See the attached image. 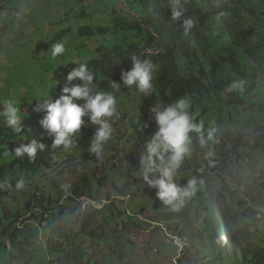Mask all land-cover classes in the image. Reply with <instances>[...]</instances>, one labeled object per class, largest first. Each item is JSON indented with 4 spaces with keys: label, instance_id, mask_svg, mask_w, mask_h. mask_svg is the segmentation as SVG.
Instances as JSON below:
<instances>
[{
    "label": "trees",
    "instance_id": "16d2710c",
    "mask_svg": "<svg viewBox=\"0 0 264 264\" xmlns=\"http://www.w3.org/2000/svg\"><path fill=\"white\" fill-rule=\"evenodd\" d=\"M68 1L82 5L80 18L90 22L79 29L78 39L114 32L119 35L117 45L100 47L96 58L87 63L95 76L97 89L112 91L111 82L122 84L121 72L131 69L133 56L151 60L157 72L155 91L146 96L143 115H151L149 109L157 101L170 103L187 96L191 101L190 112L196 122L203 124L200 134H192V142L196 143L199 138L200 146L208 154L206 167L231 162L235 153L231 151L229 143H233L234 147L238 144L235 131L261 127L260 123L264 122V0H180L182 15L177 19L171 15L172 0ZM188 20L192 21L190 27L185 23ZM69 32V29L59 31L51 44L63 42ZM69 45L73 46L74 51L80 48L76 38ZM78 66L65 64L55 70L47 98L34 102L24 112L27 117L22 122V135L18 136L0 124V264H38L37 248L40 244L48 251L58 248L60 255H63L59 263L70 264L68 246L71 236L63 222H70L73 215L79 212L76 202L86 197V191L76 185L71 188L65 186L67 203L71 206V210L65 212L66 204L55 211L52 198L46 197L44 189L38 185L26 184L25 190L16 189L14 192L3 191L1 185L4 180L10 179L7 175L10 170L47 175L46 170L59 164V159L70 160L81 148L89 147L93 130L88 117L82 118L85 124L77 137L76 147L65 151L62 147H54L53 138L40 125L46 112L37 110L42 108L45 101L55 102L64 88L80 83L78 80H68L69 74ZM233 82L242 83V90L227 91L228 85ZM128 90L122 86L119 93ZM74 102L82 104L81 101ZM151 130L138 125L135 134L137 137H147V132ZM33 139L45 145L35 159L27 155L2 159L5 152L13 153L21 143H29ZM142 141L145 139L142 138ZM262 141L259 139L258 143ZM247 143L243 149L253 151V147ZM261 154H264L263 151ZM105 159L104 154L102 160H97L94 154L83 152V160L87 163H101ZM223 164L214 166L213 170ZM196 178L207 180L205 176L198 175ZM83 180L86 182L87 179ZM106 181L112 190L105 198L111 204L101 211L81 215V229L86 230L100 217L106 220V216L123 215L115 202V194L125 195L126 192L115 183ZM54 184L59 187L56 180ZM9 185L7 183L6 187ZM14 185L15 182L10 186ZM98 185H101V181ZM40 192L42 196L38 197ZM206 201L210 204L206 205ZM214 201L220 206L218 213ZM185 203L178 207L181 208L180 212L172 218H188L190 208ZM193 203H197V207L191 208L193 221L190 222L188 218L184 222L186 227L192 228L194 221L201 218L200 212L205 211L208 216L205 225H210L211 219L216 220L215 223L212 221L213 237L225 235L229 240L231 247L219 253L221 264H225V260L241 264L237 250L241 252L243 264H264V257L260 258L257 252L243 245L247 234L243 224L232 216L227 204L213 197L212 188L208 191L200 188ZM156 209L159 207L156 206ZM19 224L31 225V228L25 231ZM132 227L141 229L138 222L131 219L130 223L124 224L123 230L130 232ZM91 234L94 236V233ZM231 250L233 255L230 256Z\"/></svg>",
    "mask_w": 264,
    "mask_h": 264
},
{
    "label": "rangeland",
    "instance_id": "374dc122",
    "mask_svg": "<svg viewBox=\"0 0 264 264\" xmlns=\"http://www.w3.org/2000/svg\"><path fill=\"white\" fill-rule=\"evenodd\" d=\"M82 9V5H75L67 0H0V98L15 99L20 105L24 120L27 117L24 112L34 102L47 98L48 90L53 84L54 68L65 64L88 63L96 58L100 47L119 43V35L115 32L90 39H78L79 29L84 24H90L89 20L80 18ZM64 29L70 30L67 39L62 42L66 54L54 65L50 60L51 48L54 45L51 42L53 37ZM74 38L80 44V48L75 51L73 46L69 45ZM115 95L119 118H110L113 133L105 146L106 159L103 162H85L83 152H89V147H83L70 160L60 159L53 169L46 170L47 175L18 173L14 177V180H18L23 176L26 184L40 186L44 189L46 197L52 198L55 206L68 196L65 186L71 188L76 185L86 191V197L79 200L80 205L76 202L79 212L73 215L70 222H63V226L70 230V264H175V261L177 264H221L218 256L227 241L221 237H213L212 221L215 223L216 220L210 218V225H205L204 221L208 216L205 211H201V218L194 221L192 228H187L184 223L188 218L191 219L190 222L193 221L192 209L197 207L193 200L200 188L205 191L212 188L213 197L220 198L228 205L232 216L239 219L247 232L243 245L257 252L260 258L264 257V154H261L262 151L264 153V122L260 123V128L235 131L238 144L234 147L233 143H229L231 151L235 153L232 154L231 162L219 163L223 165L214 170V166L218 167L219 164H213L211 169L206 167L208 154L200 146L199 138L196 143L192 142L191 154L185 158L177 172V183H185L191 178L188 177L190 175L205 176L207 180H198L199 189L185 203L189 206L188 209L190 208L188 218L185 216L183 219H175L172 217L179 213L181 208L164 205L156 197V190L148 187L138 175L139 157L145 142L142 138H150L157 130L151 115H143L146 96L136 91L134 86L126 93L118 92ZM0 124L6 126L2 119ZM138 125L152 129L147 132V137H137L135 130ZM90 126L94 136L97 126L91 123ZM259 139L263 140V144L258 143ZM247 141L253 151L243 149ZM83 178L87 179L86 182ZM55 180L59 187L54 184ZM106 180L126 192L125 195L115 194V202L123 215L117 213L114 217L106 216V220L100 217L86 230L81 229L80 216L85 212L92 213L96 208L101 209L102 205L95 206V202L99 204L101 200L105 201L108 191L112 190ZM13 183L11 180L10 184ZM2 189L7 190V187ZM9 189L11 190L12 186ZM90 195L93 198H89ZM67 202L66 199L65 212L71 210ZM205 204L210 203L206 201ZM213 205L219 212L218 203L214 201ZM156 206L159 207L158 210ZM126 208L132 218L126 215ZM131 219H137L141 229L132 227L130 232H125L121 227L130 223ZM161 222H164L172 233L184 235L190 241L192 246L186 249L182 256L169 247L170 237L157 226ZM19 225L25 231L31 228V225ZM117 227L120 228L115 230ZM91 233H94V236ZM132 233L135 235L132 236ZM155 250H158V253ZM37 251L38 264H60L63 258L58 248L48 251L40 244ZM236 253L243 264L241 252L237 250ZM229 254L233 255L232 250ZM179 259L181 262H178ZM205 260L207 263H204ZM224 263L234 264V261L225 260Z\"/></svg>",
    "mask_w": 264,
    "mask_h": 264
},
{
    "label": "clouds",
    "instance_id": "9594fccd",
    "mask_svg": "<svg viewBox=\"0 0 264 264\" xmlns=\"http://www.w3.org/2000/svg\"><path fill=\"white\" fill-rule=\"evenodd\" d=\"M179 6L180 0H172L171 15L173 19H177L182 15V10H180ZM185 23L190 27L192 21L188 20ZM65 54L64 43H56L51 48L50 60L54 65L58 64L59 58L65 56ZM131 60V69L121 72L122 84L117 82L110 83L112 91L97 90V86L94 83L95 76L89 70L87 63H79V66L69 74L68 80H78L80 83L73 85L71 88H64L62 94L55 102L45 101L42 108L37 109L38 111L46 112L40 120V125L53 138L54 147H62L65 151L76 147L77 137L85 124L82 118L88 117L90 123L97 126L88 150L91 154H94L97 160L103 159L105 146L112 138L113 133L110 118L114 116L117 119L119 118L117 97L114 93L119 92L122 86L129 90L134 86L135 90L143 96H150L155 91L156 66L153 62L136 56H133ZM53 70L55 71L56 69L54 68ZM226 90H242V83L233 82L228 85ZM74 101H83V103L78 104ZM0 106H2L0 119L3 120L6 127L11 129L14 134L22 135L24 116L17 101L13 98H0ZM190 107L191 101L187 96L177 98L170 103L157 101L152 105L149 112L157 126V130L150 138L145 140L144 150L139 157L138 175L148 187L156 190V197L164 205H170L174 208L189 201L196 194L199 183L198 179L193 176L187 179L185 183L178 184L176 177L183 161L191 154L192 134H200L203 128L202 123L196 122L195 116L190 112ZM44 148L45 145L43 143L33 139L29 143H21L13 150V153L5 152L2 159L8 160L12 156L23 158L25 155L35 159L38 151H43ZM18 173L30 174L10 170L7 173L10 179L4 180L1 186L5 188L7 183L10 184L11 180H13L15 182L14 187L17 190H24L26 182L23 176L18 180H14L15 175ZM10 185L7 190L14 192L16 189L12 186L10 190ZM41 196L42 193H38V197ZM65 200L66 197L56 205L57 207L53 206L55 211L56 208L63 207ZM95 203V206L102 205V208L98 209L101 211L105 206L110 205L111 201L106 199L99 202V204ZM35 212H38V210L35 209ZM126 215L132 218L128 208H126ZM134 220L138 222L137 219ZM161 223L160 225L157 224V226L166 231L170 237L169 247L182 256L185 250L190 249L192 246L189 243L190 241L184 235L172 233L164 222ZM121 228L123 230L124 225ZM133 235L135 234L132 233ZM218 237L227 240V245L224 249L231 247L227 236L219 235ZM175 238L182 240V249L173 245ZM69 247H71V241ZM155 252L158 253V250H155ZM180 261L181 259L178 260V262ZM174 263L177 264L176 261ZM204 263H207V261L205 260Z\"/></svg>",
    "mask_w": 264,
    "mask_h": 264
},
{
    "label": "built area",
    "instance_id": "2783aa9c",
    "mask_svg": "<svg viewBox=\"0 0 264 264\" xmlns=\"http://www.w3.org/2000/svg\"><path fill=\"white\" fill-rule=\"evenodd\" d=\"M173 245L179 246L181 249L183 248V245H180V243H179V238H175Z\"/></svg>",
    "mask_w": 264,
    "mask_h": 264
},
{
    "label": "bare ground",
    "instance_id": "6f19581e",
    "mask_svg": "<svg viewBox=\"0 0 264 264\" xmlns=\"http://www.w3.org/2000/svg\"><path fill=\"white\" fill-rule=\"evenodd\" d=\"M179 243H180V245H183V242H182V240H181V239H179Z\"/></svg>",
    "mask_w": 264,
    "mask_h": 264
}]
</instances>
